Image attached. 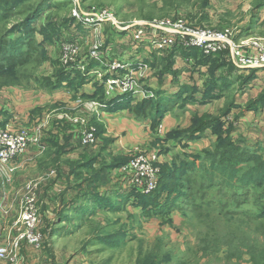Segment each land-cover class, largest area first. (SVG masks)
<instances>
[{
	"label": "rangeland",
	"instance_id": "obj_1",
	"mask_svg": "<svg viewBox=\"0 0 264 264\" xmlns=\"http://www.w3.org/2000/svg\"><path fill=\"white\" fill-rule=\"evenodd\" d=\"M0 3L11 7L8 10L9 17L0 23V40L10 41L16 45V39L22 37L18 46L24 50H30L26 64L11 68L13 74L7 71L0 73V91L18 86L27 87L32 83H44L53 74L59 75L62 70L73 73L82 71L78 68L82 66L80 61H86L88 69L91 62L85 59L89 55L88 49L83 48L77 53H69L65 47L70 41H77L82 46L84 42H87L89 47L95 35L94 27L90 24L78 22L71 26V21L75 20L73 17L75 9L88 13L93 9L109 8L121 21L127 23L180 16L203 28L217 31L236 28L237 33L242 31L241 35L237 36L238 39L247 40L250 38L245 37L264 36V22L258 24V20L264 15V8L259 9L264 4V0H0ZM257 12L260 15H256ZM254 14L257 19L253 20ZM99 27L103 42L104 39L110 41L119 35L108 22ZM103 50L105 51L104 43ZM65 56L75 58L74 68L68 69L64 66L61 58ZM93 61L104 70V66L98 61ZM97 65L89 68L90 74L84 82H92L93 91L98 85L102 86L98 77L91 73L93 67L100 69ZM225 92H227V100L236 99L237 90L228 89ZM176 96L178 97V93ZM247 97H249L248 93ZM99 101L103 102V98ZM164 101L167 104L172 102L171 99ZM216 105L218 106L217 114L205 113L221 116L225 109L219 108V104ZM181 106L185 107L182 102ZM117 107L121 105L114 106V108ZM204 109L203 107L200 112ZM186 111L183 109L177 111L176 117L185 121L188 118L186 115H189ZM238 111L235 110L234 114L231 110L229 115L223 117L225 127L233 126L234 129L231 127V130H234V133L231 130L229 133L233 138L237 137L236 140L242 139L250 144L261 140L260 149H250L264 156V125L261 124V122L264 123V111L258 115L259 117L262 115L263 118L255 119L254 122L249 123V126L245 121L244 125L241 124L240 117L235 120L236 123H232ZM247 111L249 109L245 105L240 114ZM74 118L76 125L73 131L74 134L79 135L81 129L85 127L81 119H85L89 126L90 116L79 114ZM95 132H97L96 128ZM208 133L211 132L208 131ZM215 141L216 139L210 141V145L198 151L202 152L205 148L213 147ZM190 142L195 143L193 140ZM196 142L205 143L203 140ZM185 144L186 142L182 143V152L187 150L184 153L193 159L196 152H190L189 144L187 143V146ZM177 145L172 146L178 151ZM157 148L164 149V146L160 144ZM50 163L58 169L61 165L71 169L75 164L63 158L59 163L55 160ZM170 163L171 161L167 164ZM208 163L209 161L207 165ZM103 165L104 163H101L99 167ZM28 168L32 172L37 169V167ZM200 169L203 172V168L200 167ZM188 173L191 174L183 176L182 183L187 188L191 203L184 202L183 209L174 208L169 215L143 214L138 204L139 195L135 194L131 187L124 188V180H120L118 174L113 177L116 180V186L120 184L119 190L128 191L129 194L125 205L110 206L105 211L95 210L92 214L85 215L83 221L80 219L76 220L77 222L71 221L75 208L68 205L71 203L68 199L70 195L62 202L59 210V207H55L59 204V198L54 197L52 201L51 198L43 196L44 190L39 194L37 190H32L27 197L32 196L36 200L34 203L39 216L38 229L41 237L38 245L25 241L22 243L21 247L28 246L32 250L29 260L26 257L25 261L29 264H150L151 262H145V258L157 253L159 259H156L155 264H263L264 216L260 214V208H258L260 200L258 196L264 198L261 194L262 190L251 185L248 188L250 193L237 192L234 196L235 200H239L237 205L233 199L228 200L223 197L229 193L227 190L221 187L219 189L206 187L208 183L201 178L198 168L189 170ZM71 177L74 178L73 175ZM67 181L70 182L68 179ZM54 192L52 190L51 196ZM166 197L167 192L162 199ZM49 201L53 202V206L44 208L46 204L43 203L48 202L49 205ZM205 205L212 207L203 208L202 206ZM22 211L23 207L20 212ZM77 215L82 217L81 214ZM50 218L56 221L51 223ZM55 225L56 233L54 234L51 227L54 228ZM108 234L113 236L110 237L111 244H106L100 239ZM17 251L14 264L18 263Z\"/></svg>",
	"mask_w": 264,
	"mask_h": 264
},
{
	"label": "crops",
	"instance_id": "obj_2",
	"mask_svg": "<svg viewBox=\"0 0 264 264\" xmlns=\"http://www.w3.org/2000/svg\"><path fill=\"white\" fill-rule=\"evenodd\" d=\"M263 8L264 4L259 9ZM256 15L260 14L257 12ZM254 19H257L255 14L253 15ZM262 22H264V15L258 20V24H263ZM241 32L239 31L238 35H241ZM129 35L132 33L129 32ZM260 38L264 39V36H260ZM135 44L132 36L123 38L122 35H117L110 41L104 39L105 60L107 63L114 60L138 62L141 57L153 68V74L151 71L145 74L143 85L145 90H151L155 94L160 93L164 100L170 98L173 100L182 88L187 87L194 92L195 101L187 102L185 107L181 106L180 102L174 104L172 101L169 102L168 110L166 109L161 117L158 116L157 119L152 117L141 118L134 114L131 107L114 108V106H120L117 100L107 103V106L95 105L94 101L101 100L102 97L100 94H95L96 90L93 91L92 82L79 84V79L69 82L70 78H66V75L70 72L63 70L60 73L63 78L57 86L49 85L51 81L56 82L57 76L60 78V75L53 74L50 77L51 81L45 84L38 82L27 87L18 86L0 91L1 125L8 124L14 129L17 127L30 129L38 121H47L39 149H29L7 164L0 161V248H6L8 255V257L0 258V264L10 262V253L13 251L8 248L9 242L19 232L20 225L17 223L22 203L32 190H37L38 194L44 190L43 196L51 198L52 201L54 197L59 198V204L55 206L59 207V210L62 207V202L70 195L68 199L71 203L68 205L72 206L73 209L75 208L71 221L77 222L76 220L79 219L83 221L85 215H90L95 210L105 211L110 206L125 205L128 200V191L121 192L119 190L120 184L117 187L116 180L113 179L114 175L117 174L116 168L103 169V167H99L101 163L108 164L115 160L125 161L131 157L135 149L140 148L144 152L157 151L162 165L169 163L175 153L182 152V143L185 142L189 144L190 152H199V149L210 145V141L217 138L211 129L198 134L194 139L181 137V140H174L169 135L174 130L189 128L195 114L198 116L203 112L217 114L218 106L216 104H219L221 109L229 105L232 113L239 110L236 113L237 116L233 117L232 123H236L235 120L240 117L241 124L244 125L245 121L249 126V123L254 122L255 119L263 118L262 115L261 117L258 115L264 111V101L257 109H251L244 114H240V111L247 102L256 99L264 92V69L239 70L237 67L230 69L228 66H224L216 69L215 74L212 75L209 64L202 63L201 58L198 59L195 55L189 62H185L187 57L184 52L177 51L175 53L173 50H167L158 55L147 42L139 44L138 48L134 46ZM80 47L81 51L83 48L89 49L87 42H84L83 46L80 44ZM172 52L173 56H171ZM212 56L215 57L216 55L212 54ZM224 56L227 60V56ZM74 75L76 76L75 71ZM250 75L252 77H249ZM213 77L218 79L220 84H223V80H228V78L235 82L231 86L214 89L215 96L203 98L204 92L208 89L206 84ZM245 80L248 84L241 87L242 81ZM228 89L237 90L236 99L227 100L225 90ZM247 93L249 97H247ZM106 99L107 97L104 95V100L106 101ZM133 103L136 105L138 101ZM189 104L192 105L189 106ZM203 107L205 109L200 112ZM182 109L189 113L186 115L188 118L185 121L176 117L177 111ZM79 114L89 115L90 123L96 128V140L90 144H83L79 135L74 134L73 130L76 125L74 117ZM261 124L264 125L263 122ZM192 140L195 142L194 144L190 142ZM202 140L205 143L196 142ZM160 144H163L164 149L157 148ZM244 144L254 149L261 144V140H257L255 144L244 141ZM172 145H177L178 151ZM36 157L38 158L35 159ZM62 158L71 160L75 164L71 169L66 165H61V168L58 169L50 163L54 160L59 163ZM28 167H37V169L32 172ZM9 168L12 170L10 171ZM100 169L104 174V183H100V179L94 176ZM64 179H66L65 182ZM52 190L55 192L51 196ZM43 204H46L44 208L53 206V202L50 203V201L49 205L48 202ZM77 214H81L82 217L80 218ZM50 220L51 223L56 221L51 218ZM56 225L54 226L55 229L51 227L54 234L56 233ZM30 252L32 250L28 246L21 247L17 251V264H29L25 259L27 257L29 260Z\"/></svg>",
	"mask_w": 264,
	"mask_h": 264
},
{
	"label": "built area",
	"instance_id": "obj_3",
	"mask_svg": "<svg viewBox=\"0 0 264 264\" xmlns=\"http://www.w3.org/2000/svg\"><path fill=\"white\" fill-rule=\"evenodd\" d=\"M73 17L76 23L82 22L94 27V38L89 45V55L85 59L89 61L96 60L102 67L95 69L91 73L95 74L100 80L99 83L104 87L107 101H94L95 105L107 106V103L123 95H131L132 102L143 99L154 98L155 93L151 90H145L144 78L146 72L153 74V68L150 64L141 59L138 62H125L114 60L107 63L106 53L103 50V41L100 38L101 31L99 25L110 23L119 35L124 37L132 36L136 42L134 45L138 48L139 44L144 42L155 50L156 54L161 55L167 50H185L190 51L193 48L199 49L204 55L222 53L227 56V61H231L240 70L243 69H264V39L250 38L238 39L236 28H226L217 31L209 28L199 27L185 17H171L166 19L137 20L132 23L121 21L118 16L109 8H98L88 13L74 10ZM129 32L132 35H129ZM100 38V39H99ZM67 50L77 53L81 47L79 42L70 41L66 43ZM191 57L185 58L189 62ZM64 66L68 69L74 68L75 58L67 56L61 58ZM82 66L78 67L86 75L87 62L80 61ZM85 125L79 132V137L83 144H90L96 140V132L93 125L85 119H81ZM47 121H38L34 127H10L8 124H0V161L9 163L15 158L23 155L29 149H39L42 142V136L45 131ZM157 151L144 152L140 148L133 151L129 161L116 169L120 180H124V188H132L142 194H150L155 191L159 185L161 177V167ZM11 171L12 169L9 168ZM36 200L32 197H26L22 203L23 211L19 215V232L16 237L9 242L10 262L14 264L15 252L21 249L22 243H31L38 245L41 234L38 229L40 223L36 208ZM8 257L6 248H0V258Z\"/></svg>",
	"mask_w": 264,
	"mask_h": 264
},
{
	"label": "trees",
	"instance_id": "obj_4",
	"mask_svg": "<svg viewBox=\"0 0 264 264\" xmlns=\"http://www.w3.org/2000/svg\"><path fill=\"white\" fill-rule=\"evenodd\" d=\"M10 8L11 7L8 5H2L0 3V23L4 22L9 17L8 10ZM71 23V26H73L76 22L75 20H72ZM22 39V37H18L16 39V45H13L10 41L0 40V73L5 71L11 73V68L22 66L27 63V55L29 54L30 50H24L18 46V43H20ZM180 51L182 53L184 52L186 57L192 58V56L195 55L196 58H201L202 63L209 64V70L212 75L215 74V70L218 68L228 66L230 69H234L236 67L231 62H228L222 53L215 54L216 56L213 57L212 55L205 56L197 48H193L190 51ZM173 52L177 53L175 50H173ZM173 52L171 53V56H173ZM97 64L98 63L91 61L87 70L89 71V68ZM249 77L252 76L250 75ZM62 78V75H60V78L57 76L56 82H53L49 77V79L44 81V83H41L45 84L46 82L51 81L52 84L50 82L49 85L57 86L61 83ZM66 78H70L69 82L70 80L79 79V84H82L86 81L87 75L86 72L78 70V72H76V76L73 72H70L68 75H66ZM234 82V80L228 78V80H223V84H220L218 79L213 77V79L206 84L208 89L206 92H204L203 98H211L215 96L213 93L215 91L214 89L218 87L221 89L222 87L231 86ZM247 84V80L242 81L241 87ZM186 89L187 87L182 88V90H180L178 93V97L175 96L173 98L172 101L174 104L179 103L180 100H182L181 102L184 105L187 102L195 101L193 94L194 92H192V89ZM95 94H100V97L103 98V102L106 103L107 99L106 101L104 100L105 93L101 85H98ZM176 99L180 100L177 101ZM115 100L119 102L118 104L121 105L122 109L131 107L134 114L141 118L152 117L153 119H157L158 116H162L166 109L168 110L167 107L169 106V103L167 104V102L164 101L160 93L155 94L154 98L143 99L140 102L138 101L136 105H134L132 102L131 95H123L119 98H116ZM263 101L264 92L256 99L247 102L246 108L249 110L257 109L263 103ZM224 109L225 110L221 116H215L208 113H205L202 116L195 114L193 116L192 125L189 128L174 130L170 133L169 136H172L174 140H181V137L194 139L198 136V134L204 133L207 129H211L212 132L217 135V138L213 147L205 148L202 152L196 153L193 159H190V156L184 152H177L174 154L170 164H160V182L157 189L152 193L142 194L133 190L135 194L139 195L138 204L141 206L143 214L150 216H157L161 214L169 215L174 208L183 209L184 202L187 204L191 203L189 202L190 196L187 194V188L183 185L182 180L183 176L191 174L188 173L189 170L193 171L197 168L199 169L201 178H204L208 183L206 187H216L218 189L221 187L222 189L227 190L229 193L225 194L226 196H222L228 200L233 199L237 205L239 200L234 199L235 194L237 192L250 193L248 188H250L251 185L256 189L262 190L261 194L264 197V156L262 153L251 151L252 148L250 149L249 147L245 146L243 142L244 140H236L233 138V136L229 133L231 127L233 128V126L231 125V127H225L223 123V117L231 113V107L226 105ZM260 145L261 144H259L257 148L260 149L262 147ZM129 159H125V161L115 160L111 163H106L103 165V169H117L123 164L127 163ZM208 161L209 163L207 165ZM252 162L254 165H249ZM200 167L203 168V172L206 175L201 171ZM94 176L97 179H100V183L105 182L102 169H100V171ZM166 192L167 197L163 200L162 198ZM258 198L260 199L258 201V208H260V214L264 216V198H261L260 195ZM202 207L211 208L212 206L205 205ZM169 219L172 220L171 217H169ZM110 237L113 236L108 234L100 237V239L105 241L106 244H111L112 242ZM145 259V262H151L150 264H155L156 259L158 260L159 258L156 253L146 257Z\"/></svg>",
	"mask_w": 264,
	"mask_h": 264
}]
</instances>
